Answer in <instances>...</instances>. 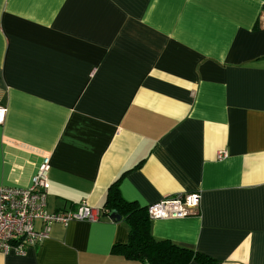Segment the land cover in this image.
<instances>
[{
  "label": "crops",
  "instance_id": "obj_1",
  "mask_svg": "<svg viewBox=\"0 0 264 264\" xmlns=\"http://www.w3.org/2000/svg\"><path fill=\"white\" fill-rule=\"evenodd\" d=\"M0 109V186L48 155L47 209H101L0 264H144L111 253L118 178L141 206L200 193L155 238L264 264V0H0Z\"/></svg>",
  "mask_w": 264,
  "mask_h": 264
},
{
  "label": "built area",
  "instance_id": "obj_2",
  "mask_svg": "<svg viewBox=\"0 0 264 264\" xmlns=\"http://www.w3.org/2000/svg\"><path fill=\"white\" fill-rule=\"evenodd\" d=\"M4 109H0V121ZM224 153H218L221 157ZM48 155L39 162L27 187L0 186V252L24 255L49 236L50 226L55 222L65 224L71 220L96 221L101 209L85 201L72 209H47L49 171ZM200 208V193H178L163 197L147 205L151 220L161 218H183L196 215Z\"/></svg>",
  "mask_w": 264,
  "mask_h": 264
},
{
  "label": "trees",
  "instance_id": "obj_3",
  "mask_svg": "<svg viewBox=\"0 0 264 264\" xmlns=\"http://www.w3.org/2000/svg\"><path fill=\"white\" fill-rule=\"evenodd\" d=\"M108 213L116 210L129 227L128 240L114 244L112 254L144 264H188L195 260L201 264H215L216 260L205 253L181 246L167 239H157L151 232V219L147 206L126 200L119 188V178L108 188L103 204Z\"/></svg>",
  "mask_w": 264,
  "mask_h": 264
},
{
  "label": "water",
  "instance_id": "obj_4",
  "mask_svg": "<svg viewBox=\"0 0 264 264\" xmlns=\"http://www.w3.org/2000/svg\"><path fill=\"white\" fill-rule=\"evenodd\" d=\"M108 216L113 220H120L121 219V215L116 210L109 211Z\"/></svg>",
  "mask_w": 264,
  "mask_h": 264
}]
</instances>
